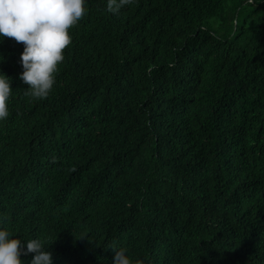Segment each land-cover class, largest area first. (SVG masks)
<instances>
[{
    "label": "trees",
    "instance_id": "obj_1",
    "mask_svg": "<svg viewBox=\"0 0 264 264\" xmlns=\"http://www.w3.org/2000/svg\"><path fill=\"white\" fill-rule=\"evenodd\" d=\"M85 7L45 98L0 39V226L53 264H264V0Z\"/></svg>",
    "mask_w": 264,
    "mask_h": 264
},
{
    "label": "clouds",
    "instance_id": "obj_2",
    "mask_svg": "<svg viewBox=\"0 0 264 264\" xmlns=\"http://www.w3.org/2000/svg\"><path fill=\"white\" fill-rule=\"evenodd\" d=\"M87 0H0V39L5 36L23 43L20 78L28 85L26 94L45 98L55 84L64 49L72 41L69 29L85 15ZM129 0H107V10L116 13ZM2 58V57H0ZM12 78L0 71V120L9 116L8 98ZM52 241V240H51ZM40 237L22 238L0 226V264H53V253ZM112 264H150V258L133 257L126 246H110ZM31 253L25 262L21 254Z\"/></svg>",
    "mask_w": 264,
    "mask_h": 264
}]
</instances>
